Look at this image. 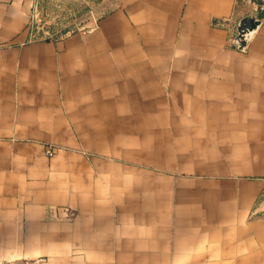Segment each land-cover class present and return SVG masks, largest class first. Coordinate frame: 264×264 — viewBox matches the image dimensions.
I'll use <instances>...</instances> for the list:
<instances>
[{
  "label": "crops",
  "instance_id": "1",
  "mask_svg": "<svg viewBox=\"0 0 264 264\" xmlns=\"http://www.w3.org/2000/svg\"><path fill=\"white\" fill-rule=\"evenodd\" d=\"M40 2L0 0V264H264V12L97 0L31 37Z\"/></svg>",
  "mask_w": 264,
  "mask_h": 264
},
{
  "label": "rangeland",
  "instance_id": "2",
  "mask_svg": "<svg viewBox=\"0 0 264 264\" xmlns=\"http://www.w3.org/2000/svg\"><path fill=\"white\" fill-rule=\"evenodd\" d=\"M97 0H41L31 12L29 31L31 37L53 38L67 31H78L89 26L99 11L89 10ZM252 11L264 12V0H239ZM255 7L256 9H253Z\"/></svg>",
  "mask_w": 264,
  "mask_h": 264
},
{
  "label": "water",
  "instance_id": "3",
  "mask_svg": "<svg viewBox=\"0 0 264 264\" xmlns=\"http://www.w3.org/2000/svg\"><path fill=\"white\" fill-rule=\"evenodd\" d=\"M259 19L253 16H244L240 19L237 26V34L234 38V44L242 49L247 42L249 35L256 29Z\"/></svg>",
  "mask_w": 264,
  "mask_h": 264
},
{
  "label": "built area",
  "instance_id": "4",
  "mask_svg": "<svg viewBox=\"0 0 264 264\" xmlns=\"http://www.w3.org/2000/svg\"><path fill=\"white\" fill-rule=\"evenodd\" d=\"M46 152H47V154L51 155L53 150H52V148H49V149L46 150Z\"/></svg>",
  "mask_w": 264,
  "mask_h": 264
}]
</instances>
